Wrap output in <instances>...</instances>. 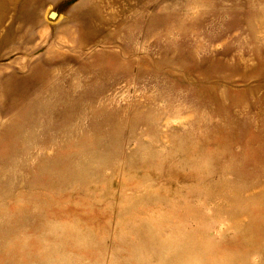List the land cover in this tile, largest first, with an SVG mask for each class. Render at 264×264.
Wrapping results in <instances>:
<instances>
[{
	"label": "rangeland",
	"instance_id": "rangeland-1",
	"mask_svg": "<svg viewBox=\"0 0 264 264\" xmlns=\"http://www.w3.org/2000/svg\"><path fill=\"white\" fill-rule=\"evenodd\" d=\"M145 208L191 227L165 239ZM77 232L91 264H174L197 237L264 264V0H0V264Z\"/></svg>",
	"mask_w": 264,
	"mask_h": 264
},
{
	"label": "clouds",
	"instance_id": "clouds-1",
	"mask_svg": "<svg viewBox=\"0 0 264 264\" xmlns=\"http://www.w3.org/2000/svg\"><path fill=\"white\" fill-rule=\"evenodd\" d=\"M208 5L204 3H193L186 10V17L191 20L198 17L201 13L207 11ZM129 193L131 197L134 194ZM179 209H175L173 213L165 216L164 213L150 208L143 209V219L150 228L156 229L158 232L165 233V239H172L171 232L176 230L177 236L181 239L185 237L186 231L190 229V225L183 221L179 216ZM171 220L172 223L167 221ZM227 227V225H225ZM221 229L215 230V236H221ZM55 235V233H52ZM93 239L91 233L83 235L77 232L73 237V244L67 251L54 253L48 260L47 264H91V261L85 258L84 253L87 252L88 244ZM117 241L125 242L124 237H117ZM199 240V237L196 238ZM196 240H193L183 251L182 255L174 262V264H222L224 255H214L209 248L199 250L196 247ZM127 246L123 251L131 252L133 250L134 240H127Z\"/></svg>",
	"mask_w": 264,
	"mask_h": 264
},
{
	"label": "water",
	"instance_id": "water-1",
	"mask_svg": "<svg viewBox=\"0 0 264 264\" xmlns=\"http://www.w3.org/2000/svg\"><path fill=\"white\" fill-rule=\"evenodd\" d=\"M56 11H51L50 13H49V16L51 17V18H53V17H55L56 16Z\"/></svg>",
	"mask_w": 264,
	"mask_h": 264
}]
</instances>
